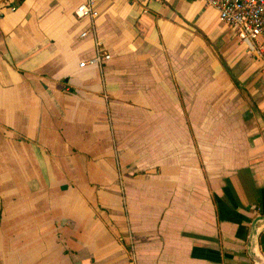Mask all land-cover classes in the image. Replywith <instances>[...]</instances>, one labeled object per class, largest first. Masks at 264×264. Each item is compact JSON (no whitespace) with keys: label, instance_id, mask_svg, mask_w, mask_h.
<instances>
[{"label":"crops","instance_id":"obj_1","mask_svg":"<svg viewBox=\"0 0 264 264\" xmlns=\"http://www.w3.org/2000/svg\"><path fill=\"white\" fill-rule=\"evenodd\" d=\"M82 1L0 0V264H264V54L200 1Z\"/></svg>","mask_w":264,"mask_h":264},{"label":"built area","instance_id":"obj_2","mask_svg":"<svg viewBox=\"0 0 264 264\" xmlns=\"http://www.w3.org/2000/svg\"><path fill=\"white\" fill-rule=\"evenodd\" d=\"M216 10L218 18L234 28L237 38L255 54H264V0H195ZM79 18L93 20L97 16L95 0H83L74 10ZM85 32L82 33L84 35ZM109 59L99 50L88 60L90 64H101ZM84 62H81L82 66Z\"/></svg>","mask_w":264,"mask_h":264},{"label":"water","instance_id":"obj_3","mask_svg":"<svg viewBox=\"0 0 264 264\" xmlns=\"http://www.w3.org/2000/svg\"><path fill=\"white\" fill-rule=\"evenodd\" d=\"M259 260V256L256 255L255 262Z\"/></svg>","mask_w":264,"mask_h":264}]
</instances>
